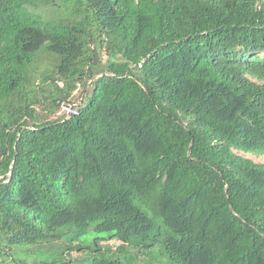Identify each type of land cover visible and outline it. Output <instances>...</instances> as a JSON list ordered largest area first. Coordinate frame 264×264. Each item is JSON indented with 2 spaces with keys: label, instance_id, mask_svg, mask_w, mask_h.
Listing matches in <instances>:
<instances>
[{
  "label": "trees",
  "instance_id": "16d2710c",
  "mask_svg": "<svg viewBox=\"0 0 264 264\" xmlns=\"http://www.w3.org/2000/svg\"><path fill=\"white\" fill-rule=\"evenodd\" d=\"M43 55L50 104L84 96L30 123ZM239 152L264 155V0H0V264H264Z\"/></svg>",
  "mask_w": 264,
  "mask_h": 264
},
{
  "label": "rangeland",
  "instance_id": "374dc122",
  "mask_svg": "<svg viewBox=\"0 0 264 264\" xmlns=\"http://www.w3.org/2000/svg\"><path fill=\"white\" fill-rule=\"evenodd\" d=\"M73 8L72 4L61 5L57 10L53 8H44L39 7L36 12H38L43 18L53 19L57 15H62L66 10H70ZM101 59L104 61L106 59V55L104 53L103 48H100ZM52 67V61L49 60L47 55H43L33 64L32 68L34 69L32 72V77L35 81V84L31 86L33 92L37 96V101L33 104V120L29 119L30 123L33 122H42L46 120L55 119L59 116L71 114L73 109L80 103L82 97L84 96V85L79 83L77 88L73 91L71 97L67 101L60 102L58 106H52L49 102V98L44 95L46 92H50L53 87L42 84L41 78H45V83L49 82L50 69ZM58 86H62V82L58 81ZM89 87V84L87 85ZM86 86V87H87ZM241 155L245 157L251 158L255 162H264V155H254L251 153H242ZM113 247L118 244V241L110 240L108 241ZM80 253L74 251L71 254V257H77ZM6 262H3V264Z\"/></svg>",
  "mask_w": 264,
  "mask_h": 264
}]
</instances>
